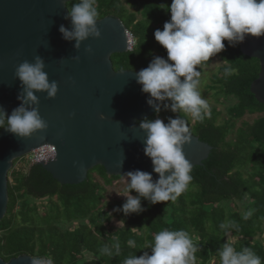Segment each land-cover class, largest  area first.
<instances>
[{"label": "trees", "instance_id": "1", "mask_svg": "<svg viewBox=\"0 0 264 264\" xmlns=\"http://www.w3.org/2000/svg\"><path fill=\"white\" fill-rule=\"evenodd\" d=\"M76 2L68 3V10ZM171 3L172 0H124L127 9L122 0H97V20L119 19L136 39L133 52L112 56L116 72L136 73L148 67L156 56L167 59V51L154 33L170 21L171 14L162 6ZM224 43L226 50L202 66H209L215 58L222 62L208 89L214 92L217 103L221 98L237 101L227 110V118L222 119V114L212 107L210 118L203 123L193 121L186 113L165 108L170 101L159 102L160 112L147 118L167 123L169 118L184 117L189 120L190 134L212 148L203 165L193 168V180L184 193L175 201L158 204L142 198L145 211L126 216L122 209L116 212L105 203L107 189L123 176H108L98 166L84 183L66 186L41 166L29 167L27 157L16 160L8 175L7 214L0 221V259L8 263L29 256L34 260L49 259L52 264H122L130 254H151L154 235L168 228L190 234L200 249L197 264H220L216 254L228 238L235 239L237 250L250 247L264 260V242L258 239L264 225V105L250 92L260 64L243 56L239 44ZM229 67L232 74L225 76L224 70ZM254 115L255 120L242 122L236 128V122ZM230 134L233 138L228 140ZM23 160L24 168L14 171V166ZM131 195L138 194L133 191ZM249 211L252 215L243 219ZM113 219L119 221V230L112 225ZM227 221L237 223L239 231L231 230L226 235L220 224ZM114 236L121 243L122 253L112 258L100 249ZM129 239L136 241L135 248L127 245Z\"/></svg>", "mask_w": 264, "mask_h": 264}, {"label": "water", "instance_id": "2", "mask_svg": "<svg viewBox=\"0 0 264 264\" xmlns=\"http://www.w3.org/2000/svg\"><path fill=\"white\" fill-rule=\"evenodd\" d=\"M72 1L0 0V108L10 115L21 106L18 97H23L24 86L15 71L25 60L34 63L37 56L42 58L50 82L58 84L55 98L34 93L46 129L25 138L0 132V221L8 210V175L14 161L43 146H53L56 156L38 166L60 185L82 184L98 166L108 176L141 170L151 173L154 181L159 178L145 155L146 134L138 124L156 113L147 103L150 96L143 93L135 72H116L111 60L128 53L127 30L119 19L97 20L101 38H89L77 49L76 41L65 40L59 30L61 25L72 30L71 20L65 18ZM88 47L92 54L86 52ZM239 47L243 56L259 61L260 73L250 92L264 105V37L247 36ZM191 136L184 152L193 168L200 167L212 148ZM33 261L21 256L8 263L0 259V264Z\"/></svg>", "mask_w": 264, "mask_h": 264}, {"label": "clouds", "instance_id": "3", "mask_svg": "<svg viewBox=\"0 0 264 264\" xmlns=\"http://www.w3.org/2000/svg\"><path fill=\"white\" fill-rule=\"evenodd\" d=\"M97 0H78L69 8L68 16L72 30L61 25L60 32L68 41L75 40V47L89 38L100 39L98 28ZM171 14L163 30L154 33L156 41L167 51V59L156 56L148 67L135 73L137 83L142 91L150 96L147 101L157 113L160 105L157 102L170 101L165 108L174 113H186L193 121L203 123L210 118V105L200 91L201 71L197 70L213 56L226 50L224 41L230 46L243 43L247 36L264 37V0H172L170 6H162ZM86 52L93 53L88 47ZM232 68L224 70L225 76L232 74ZM15 76L24 86L21 106L8 115L0 108V129L18 137H30L37 130L47 128V123L39 113L38 98L35 92H46L48 98H55L58 93L56 81L49 80L45 72V63L37 56L35 62L27 60L19 64ZM183 77V80H181ZM31 103L35 107H25ZM140 129L146 134L144 141L145 155L151 159L153 172L136 170L126 174V202L123 213L139 214L145 211L142 198L151 204L175 201L184 193L193 180V164L186 158L184 148L192 141L189 120L184 117L162 119H144ZM138 195L133 196L131 192ZM120 211V209H117ZM252 215L244 214L247 220ZM228 235L231 230L239 231V225L233 221L220 224ZM129 247L135 248L136 241L129 239ZM151 254H130L122 264H197L196 253L200 250L190 234L183 230L164 228L154 235L150 246ZM109 257H119L122 253L120 241L114 236L110 244L100 249ZM220 264H264V260L250 247L239 250L228 240L216 254ZM33 264H45L38 258Z\"/></svg>", "mask_w": 264, "mask_h": 264}, {"label": "rangeland", "instance_id": "4", "mask_svg": "<svg viewBox=\"0 0 264 264\" xmlns=\"http://www.w3.org/2000/svg\"><path fill=\"white\" fill-rule=\"evenodd\" d=\"M122 4L125 6L124 4V0H122ZM126 7V6H125ZM128 9V7H126ZM129 11L131 13L135 12L134 10L129 9ZM137 18H140V15L137 14ZM222 66V62L215 58L212 63L207 66V67H203V66H198L197 70L201 71L202 76H201V85H200V91L202 92V95L208 100L210 108L215 107L221 114H222V119L227 118V110L229 108H231L232 106L237 104V101L234 98H230L229 100L227 99H220V103L216 102V98L213 95L214 92L210 91L208 89V87L211 85V78L213 75H215L217 73V70L219 67ZM181 79L183 80V77H181ZM257 118V116H246L242 121L236 122V128H238L242 122H252L253 120H255ZM221 119V120H222ZM233 138V134H230L228 137V140H231ZM24 165H26V163L24 164V160L23 162H18L15 166H14V171H18L20 169V167L24 168ZM94 177H97L94 175ZM124 179L116 182L113 184V187L107 189V192L105 194V203H108L116 212L117 209H122L123 204L126 202V197L122 196L124 194H126V188H127V180H126V176H123ZM9 180V177H8ZM38 205H40L39 202H37ZM233 209V207H232ZM112 225L115 227V230H119L120 223L118 220L113 219L112 220ZM73 228V226H70L69 229ZM258 239H260L262 242H264V225H263V234L261 236L258 237ZM228 240H231V242L234 244L235 239L232 238H228Z\"/></svg>", "mask_w": 264, "mask_h": 264}, {"label": "built area", "instance_id": "5", "mask_svg": "<svg viewBox=\"0 0 264 264\" xmlns=\"http://www.w3.org/2000/svg\"><path fill=\"white\" fill-rule=\"evenodd\" d=\"M135 47L136 39L130 32L127 31V52H133ZM55 156L56 150L53 146H43L26 156V163L29 167L37 166L42 163L47 164L48 162L52 161ZM44 261L45 264H52L49 259H44Z\"/></svg>", "mask_w": 264, "mask_h": 264}]
</instances>
